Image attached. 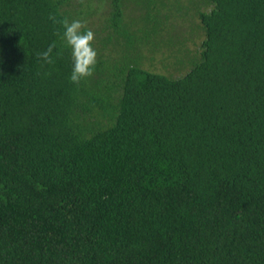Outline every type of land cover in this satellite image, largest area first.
Returning a JSON list of instances; mask_svg holds the SVG:
<instances>
[{"label": "trees", "instance_id": "obj_1", "mask_svg": "<svg viewBox=\"0 0 264 264\" xmlns=\"http://www.w3.org/2000/svg\"><path fill=\"white\" fill-rule=\"evenodd\" d=\"M172 1L0 0V264H264V0Z\"/></svg>", "mask_w": 264, "mask_h": 264}, {"label": "clouds", "instance_id": "obj_2", "mask_svg": "<svg viewBox=\"0 0 264 264\" xmlns=\"http://www.w3.org/2000/svg\"><path fill=\"white\" fill-rule=\"evenodd\" d=\"M53 24L59 23L62 27V33H58L61 43L65 48H69L71 56V74L69 80L75 84L85 78L91 77L95 71L97 64V51L93 47L95 33L86 26L82 19H73L71 22L67 17L60 21L57 18L49 16ZM57 48L56 42L49 44L46 50L37 53V56L48 64L54 63L52 56L53 50ZM62 55V51L58 50L56 56Z\"/></svg>", "mask_w": 264, "mask_h": 264}, {"label": "rangeland", "instance_id": "obj_3", "mask_svg": "<svg viewBox=\"0 0 264 264\" xmlns=\"http://www.w3.org/2000/svg\"><path fill=\"white\" fill-rule=\"evenodd\" d=\"M171 2H173L171 0ZM181 2V1H180ZM195 0H184L183 2H181L182 5H180L182 7V11H181V15L183 16H187V18H185L186 20L189 21V17L188 16H192L193 14V8L198 5L196 3H194ZM124 18H129L131 17L132 15H135V12H132V9H126L124 10ZM87 23H90L91 26H95V24L98 23V18L95 14L94 15H89L87 17ZM196 32V31H195ZM193 32L189 31V34H192ZM197 33V32H196ZM176 42V41H175ZM191 46L192 44L189 43ZM116 46V45H115ZM115 46H111L110 49L113 51V53L116 52V47ZM115 47V48H114ZM161 53H156L154 54L155 56V60H153V63L151 62V59L149 61H145L143 66L146 67V68H151V69H155L159 72H163V73H168V74H172V75H178V74H183L185 72L186 69H183V70H177V69H174L173 66H170L168 65V67H165V64H171L168 60H165L164 63L161 62V56H160ZM153 56V55H152ZM164 57V55L162 56Z\"/></svg>", "mask_w": 264, "mask_h": 264}]
</instances>
